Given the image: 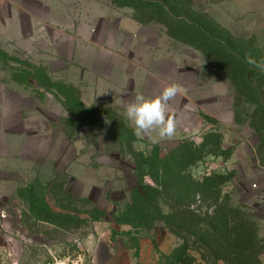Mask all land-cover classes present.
Instances as JSON below:
<instances>
[{
  "label": "rangeland",
  "instance_id": "rangeland-1",
  "mask_svg": "<svg viewBox=\"0 0 264 264\" xmlns=\"http://www.w3.org/2000/svg\"><path fill=\"white\" fill-rule=\"evenodd\" d=\"M107 7L130 9L134 29L113 21L104 31L106 19L96 18L90 34L133 61L128 73L141 61L145 70L149 58L168 78L200 70L198 90L169 102L172 139L134 135L124 105L135 97L109 92L94 107H62L63 93L78 94L68 83L79 76L72 62L111 74L104 53L87 61L93 51L76 47L81 16ZM14 24L25 41L14 38ZM252 60H264V0H0V80L41 87L44 97L39 126L36 114L29 121L27 151L9 139L13 159L0 168V264H168L182 244L177 264L255 263L233 253L219 260L196 226L172 217L189 176L218 178L217 203L254 225L264 264V71L242 64ZM126 83L137 91L135 80ZM163 85L150 81L152 95ZM192 201L200 217L215 207L199 193Z\"/></svg>",
  "mask_w": 264,
  "mask_h": 264
},
{
  "label": "crops",
  "instance_id": "crops-1",
  "mask_svg": "<svg viewBox=\"0 0 264 264\" xmlns=\"http://www.w3.org/2000/svg\"><path fill=\"white\" fill-rule=\"evenodd\" d=\"M126 12H131V10L128 9L124 11L107 7L104 10H99L96 15H92V11H86L85 14L81 16L80 22L84 25H82L83 29L81 30L83 34L79 35L80 39L77 38L76 42L78 44L76 47H84L88 52L93 51L88 55L89 60L87 61L93 62V60H95L94 57L96 58V54L104 53L105 63L108 64V59L111 60L109 68L111 74L103 75L92 67V63L83 64L72 62L71 67L74 68L77 74L79 73V76L68 83L77 89L80 102L85 107H94L101 98L108 96L109 92H115L123 97L129 96L134 98L137 95L152 97L155 95H152L150 92V81L154 80L160 82L162 85L164 84L163 87L175 83L179 85V92L191 93L198 90L200 84L199 69L180 68L177 70L178 72L176 71L177 73L175 72V78H168V76H164L160 70L156 69L157 66L155 67V65L158 61L149 58L146 68L145 70L143 69V71H141L140 64L144 63V61L137 62L138 67L135 69L137 74L134 75L133 72L128 73L126 70V65L133 64V61H128L125 55L110 50L113 45H110L108 41H96V39L92 38L90 32L92 31V24L96 18L106 19L104 21L105 24H103L104 31H109L111 29L113 21L117 22L118 25L116 27L118 29L122 27V29L125 30L127 26H133L135 24L134 20L131 18V15H125ZM106 15L107 17L105 18ZM21 25L20 29L17 24L13 25V31L17 36L14 38L16 40L25 41V39L28 38L25 37L27 32L23 35ZM80 26L81 25H79L77 29H80ZM57 31L60 32L59 29H57ZM79 33L81 32L79 31ZM137 61H140V58H138ZM116 71L118 75L112 76V73ZM129 79L135 80V84H137L138 87L137 91L133 92L127 87L126 82ZM42 91L43 89L41 87L32 88L20 83H6L0 80V168L7 167L4 161L13 159V147L10 144L14 136L21 139L16 150L22 151L23 149V151H27V149L22 146L34 136V134H30L28 131L29 121L35 116L33 114H36V123L37 126H39L37 116L40 115L42 119L44 117V97ZM161 91L162 90H160L159 93ZM28 102H35L36 104L34 107H29ZM58 105L61 106L60 103H58ZM41 124L42 123H40V125ZM262 169H264V166H262Z\"/></svg>",
  "mask_w": 264,
  "mask_h": 264
},
{
  "label": "trees",
  "instance_id": "trees-1",
  "mask_svg": "<svg viewBox=\"0 0 264 264\" xmlns=\"http://www.w3.org/2000/svg\"><path fill=\"white\" fill-rule=\"evenodd\" d=\"M242 64L247 69H251L250 67L253 66L250 62ZM63 96L64 103L62 102V107L66 109L67 114L72 113L68 109L76 111L86 109L80 102L77 93L73 92L70 96L63 93ZM189 162L190 160L186 164ZM184 178L187 185L186 193L182 199H179L176 204L178 206L172 205L169 207L173 214L172 217L177 222L179 220L182 227L188 225L196 226L199 230L198 235H200V241L207 250L214 252L216 258L219 260L227 262L233 253L243 258L251 256L255 260V263L244 260L240 264H261L258 259L260 253L258 252L257 246V230L254 228V225L239 210L217 203L220 197L217 189L218 178L206 177L203 178L204 182L202 183L192 181L190 176ZM160 186H163V183ZM196 193L201 194L204 200H213L212 202L215 207L211 213H205L203 217H200L198 208L193 207L195 204L192 200ZM235 244V251L230 250V246ZM187 249L185 244H182L180 248L174 249L165 258L168 264L182 262L181 257L186 255ZM217 250L226 252V256H220Z\"/></svg>",
  "mask_w": 264,
  "mask_h": 264
},
{
  "label": "clouds",
  "instance_id": "clouds-1",
  "mask_svg": "<svg viewBox=\"0 0 264 264\" xmlns=\"http://www.w3.org/2000/svg\"><path fill=\"white\" fill-rule=\"evenodd\" d=\"M253 66L264 71V60L249 61ZM179 85L172 83L155 96L137 95L134 100L124 105V115L133 127L138 138H150L153 142L172 139L177 130V120L169 114V102L179 93ZM153 133L156 136H153Z\"/></svg>",
  "mask_w": 264,
  "mask_h": 264
},
{
  "label": "built area",
  "instance_id": "built-area-1",
  "mask_svg": "<svg viewBox=\"0 0 264 264\" xmlns=\"http://www.w3.org/2000/svg\"><path fill=\"white\" fill-rule=\"evenodd\" d=\"M253 186H255V185H253Z\"/></svg>",
  "mask_w": 264,
  "mask_h": 264
}]
</instances>
